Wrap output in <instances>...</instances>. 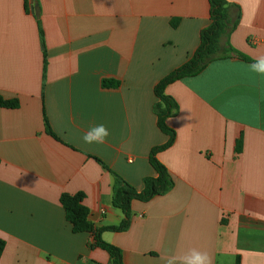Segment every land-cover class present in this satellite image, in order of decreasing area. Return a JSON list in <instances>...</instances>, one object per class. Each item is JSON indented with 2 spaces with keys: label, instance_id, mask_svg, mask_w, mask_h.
<instances>
[{
  "label": "crops",
  "instance_id": "crops-1",
  "mask_svg": "<svg viewBox=\"0 0 264 264\" xmlns=\"http://www.w3.org/2000/svg\"><path fill=\"white\" fill-rule=\"evenodd\" d=\"M226 1L232 20L240 16L229 42L250 61L217 60L167 87L178 105L167 121L176 139L157 159L174 187L133 202L126 231L103 233L125 264H165L190 248L207 251L213 264H264V78L248 68L264 55V0ZM37 7L39 21L24 0H0V96L20 103L0 107V264H109L91 234L72 232L61 195L83 193L97 227L124 220L112 204L114 175L139 192L157 176L150 152L169 138L157 125L154 88L198 48L210 3L37 0ZM104 79L120 86L103 89ZM99 124L110 133L106 142L85 143Z\"/></svg>",
  "mask_w": 264,
  "mask_h": 264
},
{
  "label": "trees",
  "instance_id": "trees-1",
  "mask_svg": "<svg viewBox=\"0 0 264 264\" xmlns=\"http://www.w3.org/2000/svg\"><path fill=\"white\" fill-rule=\"evenodd\" d=\"M25 10L33 12L39 21L37 0H24ZM210 3V24L201 31L200 44L196 51L190 56L186 63L164 77L154 88L157 102L153 106V111L157 117V125L162 133L168 136L166 144L154 147L150 152V164L156 172V177H146L143 181V190L138 191L131 184L127 183L119 175L115 174V184L113 190L112 204L115 208L122 211L125 218L118 226L97 227L89 221L90 211L84 205L85 196L83 193L76 195L62 194L60 203L65 211L66 219L72 227L74 234L88 233L94 237L93 248H99L109 254V264H125L123 252L118 247L108 244L102 238L104 232H123L126 231L132 221V204L135 201L147 203L156 197L168 194L174 187V180L167 169L158 159L157 155L169 149L175 142L176 132L171 129L167 121L178 112L176 101L166 94L169 85L181 81L185 78L195 77L201 74L209 64L217 60L232 57H239L245 61L249 58L235 50L229 42L230 33L237 27L240 16L233 21L230 15L232 5L226 0H209ZM179 20L172 22L176 27ZM42 35V31H41ZM47 61L44 60V72L46 71ZM103 89H116L120 82L113 79L102 80ZM19 100H5L0 96V107L7 109H17ZM45 127L47 133L56 138L48 119L44 114ZM237 151H241L239 141ZM102 163L100 160H98ZM103 164V163H102ZM5 250V242L0 239V258ZM235 264H240L237 258Z\"/></svg>",
  "mask_w": 264,
  "mask_h": 264
},
{
  "label": "clouds",
  "instance_id": "clouds-1",
  "mask_svg": "<svg viewBox=\"0 0 264 264\" xmlns=\"http://www.w3.org/2000/svg\"><path fill=\"white\" fill-rule=\"evenodd\" d=\"M248 68L264 78V55L254 58ZM109 135L105 125L99 124L86 131L83 134V140L87 144H103ZM165 264H213V258L207 251L190 248L185 252L168 256L165 259Z\"/></svg>",
  "mask_w": 264,
  "mask_h": 264
}]
</instances>
